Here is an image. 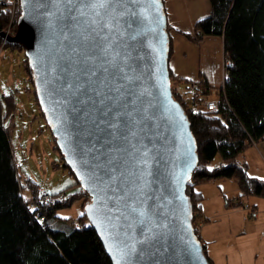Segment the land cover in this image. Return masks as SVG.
Returning <instances> with one entry per match:
<instances>
[{
	"label": "water",
	"instance_id": "95a60500",
	"mask_svg": "<svg viewBox=\"0 0 264 264\" xmlns=\"http://www.w3.org/2000/svg\"><path fill=\"white\" fill-rule=\"evenodd\" d=\"M8 43L24 50L111 263L208 264L185 194L197 147L171 92L162 1L20 0Z\"/></svg>",
	"mask_w": 264,
	"mask_h": 264
},
{
	"label": "trees",
	"instance_id": "16d2710c",
	"mask_svg": "<svg viewBox=\"0 0 264 264\" xmlns=\"http://www.w3.org/2000/svg\"><path fill=\"white\" fill-rule=\"evenodd\" d=\"M209 3L210 15L194 25L195 41L206 37L221 39L224 59L221 85L213 88L205 81L200 82V95L185 98L176 84H172L185 80L175 77L168 67L173 99L186 114L197 147L198 164L185 194L191 203V224L199 241L198 225L203 216L202 195L195 190L198 185L221 179L234 180L241 191L240 199L245 196L264 199V179L249 176L247 166L237 161L250 145L264 141V0H209ZM8 22V17L0 18V35L3 37ZM16 25L15 17L7 42L15 36ZM2 39L0 36V44ZM5 45L22 50L17 44ZM168 47L170 56V40ZM23 69L33 85L26 58ZM214 91L219 102L217 110L205 111L203 106L195 107L214 100V96L207 100ZM33 94L35 104L39 106L34 90ZM15 110L14 96L3 95L0 98V264H112L84 213L75 220L57 216L59 211L70 209L88 198L76 179L75 187L80 189L69 197L64 194L65 199L61 202L55 198L58 195L49 203L41 200L38 186L33 182L27 183L30 197H24L14 163L10 132L3 124ZM41 116L44 118L42 111ZM46 128L49 129L47 124ZM51 142L53 150L60 156L61 168L75 178L53 136ZM217 157L220 158L219 165L211 166ZM200 243L207 263L213 264L204 244Z\"/></svg>",
	"mask_w": 264,
	"mask_h": 264
},
{
	"label": "rangeland",
	"instance_id": "374dc122",
	"mask_svg": "<svg viewBox=\"0 0 264 264\" xmlns=\"http://www.w3.org/2000/svg\"><path fill=\"white\" fill-rule=\"evenodd\" d=\"M161 1L164 5L167 32L172 45L171 55L168 59V67L174 70L175 75L185 80L177 83L172 82V84H176L178 91L183 94L185 98L192 95L189 93L190 85L194 83V85L199 88V83L204 81V75L206 74L211 75L209 78L211 83L215 87H218L217 85L220 84V67L218 68L217 66L216 51L219 52L220 50V38L215 37L208 42H206V38L195 41L197 39L196 31H194L192 36L189 35L190 38L187 37L185 33L178 31L181 29L182 31L190 33V28L192 29V26L194 27L198 17L203 18L209 15L211 10L209 0H194L192 2L197 8V13L193 14L197 16H192V18L185 14H181L178 11L177 4H173L174 12L170 13V8L167 5L168 2H166V0ZM15 4V13L18 12L16 16L17 24L20 16V0L19 3L15 0ZM190 21H192V25L188 24ZM22 50L18 48L15 50L5 44L2 45V42L0 44V98L3 95H13L16 103L15 112L11 114L3 124L10 132V141L14 163L17 169L18 181L21 187H23V195L26 199L30 197L27 189V183L29 182L35 183L39 188L46 190L51 196L63 193L69 197L80 188L75 187V178L61 168L60 156L53 150L51 133L49 129L46 128L45 120L41 116L40 107L35 104V97L33 94L34 85L29 82L26 72L23 69L25 55L23 54L24 50L23 52ZM223 78L224 75L222 76V81ZM216 95L214 91L211 98H207V100L213 99L214 97V100H217ZM202 106L204 107V102L195 107L200 108ZM261 142L264 145V141ZM258 144L260 143L258 142ZM258 153L259 159L246 153L247 155H244V158H241L238 163L240 165H250L249 169L247 167V174L249 176H258L260 179H264V151L259 148ZM219 163L220 158L217 157L211 166H215ZM56 200L60 202L59 199ZM251 200L264 202L261 198L247 196L245 197V201L241 200L243 201V203L241 202L240 204L242 205L241 208L247 203L251 206ZM89 202L90 197L88 196V198H84L82 201L75 203L70 209L59 211L57 216L60 219L75 220L84 213L82 205L85 204L86 206ZM244 211H247L248 214L243 213V217L255 221L253 219L257 216L256 211H251L254 212V214H249L250 211L246 208H244ZM232 218L234 220H242L239 214ZM222 222H224L225 226L228 225L227 220H223ZM204 223L205 220L202 218L198 225L199 228ZM261 246V241L258 240V249L261 248ZM253 247L255 248L254 244ZM256 264H259V260L256 261Z\"/></svg>",
	"mask_w": 264,
	"mask_h": 264
},
{
	"label": "crops",
	"instance_id": "0c3cea01",
	"mask_svg": "<svg viewBox=\"0 0 264 264\" xmlns=\"http://www.w3.org/2000/svg\"><path fill=\"white\" fill-rule=\"evenodd\" d=\"M193 1L194 0H166V2H168L167 5L170 8V13L174 12L173 4H177L178 11L190 18H192V16H197L193 15L197 13V8L192 4ZM201 19L202 17H198L197 21ZM188 24L192 25L193 23L190 21ZM190 30V33L182 31L181 29L178 31L185 33V35L192 36L194 34V27L192 26V29L190 28ZM214 38L215 37H206L205 40L209 41ZM220 44L221 46L219 52L216 51L217 66L220 67L219 85H221L222 76L224 75L222 41ZM170 70L175 77H178L175 75L172 68ZM210 77L211 75H204V81L207 82L209 86L216 88L211 83V80L209 79ZM259 143L260 144L257 142L254 145H250L242 154L238 156L237 161H240L241 158H244V155L246 156L247 154H251L256 159H259V148L264 151L263 143L261 141ZM218 165L219 164L215 167ZM246 166L249 169L250 165L248 164ZM252 177L260 178L258 176ZM195 190L200 192L202 195L201 209L203 219L205 220V223L199 228L198 234L200 241L206 248V254L212 263L256 264V261L259 260V264H264V202L251 200V206L248 203L245 204L250 206L254 212H257L256 218L253 219L255 221H251L243 217V213L248 214V212L246 211V213L244 211V206L241 208L242 205H240L241 202L243 203V201H245V197L247 196L242 197L241 199L239 198L241 191L234 180L221 179L212 181L207 184L198 185ZM237 214L240 215L242 220H234L232 218ZM223 220L228 221L227 226L224 225V222H222ZM258 240L261 241L262 244L259 249ZM253 244L255 245V248L253 247Z\"/></svg>",
	"mask_w": 264,
	"mask_h": 264
},
{
	"label": "built area",
	"instance_id": "2783aa9c",
	"mask_svg": "<svg viewBox=\"0 0 264 264\" xmlns=\"http://www.w3.org/2000/svg\"><path fill=\"white\" fill-rule=\"evenodd\" d=\"M17 1L19 3V0ZM14 4H15V0H0V18L4 16V17H8V20H9L8 22L9 26L5 29L4 37L2 39L3 40L2 45H4L7 42L6 37L10 33V25L15 19V17L18 15V12L15 13V7H16L17 2L15 5ZM189 90H190V93L192 94V97H196V96L198 97V95H200L198 92L199 88L198 86H195L194 83L190 85ZM218 103H219L218 100H214V101L211 100V101L204 103L203 108L205 109V111H215L217 110ZM38 194H39V198L46 203L53 201V196H51L46 190L42 188L38 187ZM55 198L59 199L61 202L65 199V195L60 194L56 196ZM244 208L250 211L249 214H254V212H251L252 210L251 208H249L248 205H244ZM198 230H199V227H198Z\"/></svg>",
	"mask_w": 264,
	"mask_h": 264
},
{
	"label": "snow or ice",
	"instance_id": "6c2138e0",
	"mask_svg": "<svg viewBox=\"0 0 264 264\" xmlns=\"http://www.w3.org/2000/svg\"><path fill=\"white\" fill-rule=\"evenodd\" d=\"M108 0H92V3H99L100 7L103 8L107 4ZM97 15H99V12H97ZM211 170V169H209Z\"/></svg>",
	"mask_w": 264,
	"mask_h": 264
},
{
	"label": "bare ground",
	"instance_id": "6f19581e",
	"mask_svg": "<svg viewBox=\"0 0 264 264\" xmlns=\"http://www.w3.org/2000/svg\"><path fill=\"white\" fill-rule=\"evenodd\" d=\"M206 42H208V41H206ZM212 48V47H211ZM219 67V66H218Z\"/></svg>",
	"mask_w": 264,
	"mask_h": 264
}]
</instances>
